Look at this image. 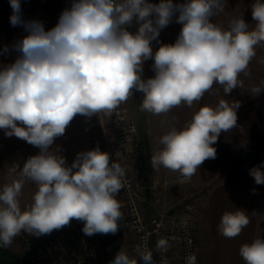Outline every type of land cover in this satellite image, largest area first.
Returning a JSON list of instances; mask_svg holds the SVG:
<instances>
[{
  "label": "clouds",
  "instance_id": "obj_1",
  "mask_svg": "<svg viewBox=\"0 0 264 264\" xmlns=\"http://www.w3.org/2000/svg\"><path fill=\"white\" fill-rule=\"evenodd\" d=\"M10 7L11 25L22 27L27 35L13 46L15 61L0 69V129L41 151L22 168L13 165L8 170L19 178L0 190V247L10 246L22 231L38 237L73 219L84 222L87 236L115 234L122 218L116 195L123 187L124 169L116 161L110 163L109 154L99 147L78 153L71 166H65L63 156L49 151L54 139L76 115H111L133 89L144 94L141 110L153 115L182 103L191 107L214 83L227 95L243 86L238 77L248 74L256 46L264 42L261 0L252 5L257 24L251 30L242 16L226 30L212 22L223 11L222 0H188L183 5H173L172 0L159 5L147 0H73L50 30L40 21L25 20L20 0H10ZM175 12L183 25L178 38L153 53L150 42ZM153 14L154 23L149 19ZM134 17L140 27L131 34L125 25ZM149 58L154 60V76L145 80L142 64ZM261 93L260 86L251 89L254 97ZM239 107L238 101L221 99L215 108L200 107L182 128L171 126L157 140L152 166L190 180L205 160L216 157L213 145L221 132L237 126ZM250 175L256 184H264V162L250 169ZM25 180L38 190L22 211L18 197ZM249 223V216L237 209L222 215L218 230L234 238ZM156 247L167 251V240H158ZM136 251L139 262L121 250L110 264H152L150 250L138 246ZM239 255L245 264H264V238L243 244ZM196 259L190 255L186 264H196Z\"/></svg>",
  "mask_w": 264,
  "mask_h": 264
},
{
  "label": "crops",
  "instance_id": "obj_2",
  "mask_svg": "<svg viewBox=\"0 0 264 264\" xmlns=\"http://www.w3.org/2000/svg\"><path fill=\"white\" fill-rule=\"evenodd\" d=\"M72 2L73 0H20L24 19L42 22L45 30L56 26L60 14L69 9ZM187 2L188 0H172L173 5ZM255 2L256 0H222L223 11L216 13L211 18L212 22L226 30L234 18L242 16L249 29H254L257 21L252 18V5ZM147 3L159 5L161 0H147ZM11 15L10 0H0V69L15 61L18 53L13 46L27 35L22 27L11 25ZM178 15L179 12H175L170 23L160 29L157 39L150 42L153 53L161 45L175 43L183 27L177 22ZM155 18V14L149 17L153 23ZM139 27L140 23L138 29ZM255 50L256 55L248 65V74L241 73L238 77L243 86L233 89L227 95L221 85L214 83L212 89L191 107L182 103L160 115L141 110L144 94L136 89L132 90L125 101L138 128L139 148L130 162V170L139 194L140 209L147 220L159 212L182 205L185 200L181 190L183 187L177 181V172L162 166H152V156L158 150V138L166 134L171 126L182 128L202 106L215 108L221 99L229 103L240 102V107L236 110L237 126L221 132L213 145L216 157L205 160L193 175L191 185L187 184L191 189L188 195H195L192 207L196 213L194 228L198 264H245L239 255L240 247L251 243L258 236L264 238V184H256L254 177L250 175V169L264 162V93L255 97L251 94L254 86L264 88V84H261L264 81V42L257 45ZM153 63L152 58L143 62L142 79L154 76ZM18 126L24 127L19 122ZM111 137L110 115H76L66 126L65 133L54 139L49 151L63 156L65 166H71L80 152L99 147L101 152L109 154ZM40 151V148L14 135L6 136L5 130L0 129V190L12 179L19 178V173L9 174L11 166L22 168L30 157L38 155ZM37 190L35 183L25 180L18 197L22 211L33 203L32 197ZM237 209L249 216L250 223L238 236L224 237L218 230L221 217L225 212ZM2 248L13 251L9 246ZM173 263L180 264L177 246L174 248Z\"/></svg>",
  "mask_w": 264,
  "mask_h": 264
},
{
  "label": "built area",
  "instance_id": "obj_3",
  "mask_svg": "<svg viewBox=\"0 0 264 264\" xmlns=\"http://www.w3.org/2000/svg\"><path fill=\"white\" fill-rule=\"evenodd\" d=\"M125 29L131 34L138 31L135 17L130 25H125ZM110 125L112 131L110 158L112 162H118L125 171L123 187L120 190L123 200L120 201L116 196L122 212L118 231L115 234L96 233L87 236L82 231L84 222L73 219L68 225L38 237L22 231L13 239L19 244L20 249L13 252L33 264H110L121 250L128 254L127 238L123 233L126 227L136 240V248L143 246L152 252V264H173L176 246L180 253V264H186L187 257L193 254L198 264L194 228L196 213L192 206L175 214L162 211L149 220L142 214L139 194L130 170V162L139 148L138 128L126 102L112 112ZM192 180L193 176L190 180H183L177 172L179 183H191ZM162 238L168 242L167 251L158 250L156 247L158 240Z\"/></svg>",
  "mask_w": 264,
  "mask_h": 264
},
{
  "label": "rangeland",
  "instance_id": "obj_4",
  "mask_svg": "<svg viewBox=\"0 0 264 264\" xmlns=\"http://www.w3.org/2000/svg\"><path fill=\"white\" fill-rule=\"evenodd\" d=\"M178 184L180 186L182 185V187H183L181 190H182V192H183V194L185 196V200L182 203V205H179V206H177V207H175L173 209H168L169 210L168 212H170L171 214H175L177 212H180L181 210H184V209L188 208L189 206H193L194 205L195 195H193V196L188 195V194H190L191 189H190V187H188L187 184H190V183L182 184V183L178 182ZM116 196L119 198L120 201L123 200L122 196L120 195V192ZM123 233H124V235L127 238L128 255L131 258H136L138 260V254H137V251H136V249H137L136 248V240L134 239V237L132 236V234L130 233V231L126 227L124 228ZM9 247L13 251H18L20 249L19 244L16 241H14V240H13L12 244ZM3 249H5V248H3ZM5 250L6 251H10V250H7V249H5Z\"/></svg>",
  "mask_w": 264,
  "mask_h": 264
},
{
  "label": "water",
  "instance_id": "obj_5",
  "mask_svg": "<svg viewBox=\"0 0 264 264\" xmlns=\"http://www.w3.org/2000/svg\"><path fill=\"white\" fill-rule=\"evenodd\" d=\"M0 264H33L13 251H6L0 247Z\"/></svg>",
  "mask_w": 264,
  "mask_h": 264
},
{
  "label": "trees",
  "instance_id": "obj_6",
  "mask_svg": "<svg viewBox=\"0 0 264 264\" xmlns=\"http://www.w3.org/2000/svg\"><path fill=\"white\" fill-rule=\"evenodd\" d=\"M2 248V247H1Z\"/></svg>",
  "mask_w": 264,
  "mask_h": 264
}]
</instances>
